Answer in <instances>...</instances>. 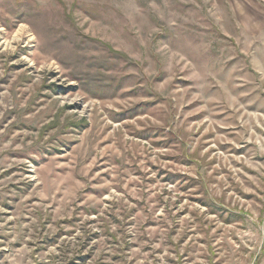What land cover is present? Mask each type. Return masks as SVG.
<instances>
[{
  "label": "rangeland",
  "instance_id": "rangeland-1",
  "mask_svg": "<svg viewBox=\"0 0 264 264\" xmlns=\"http://www.w3.org/2000/svg\"><path fill=\"white\" fill-rule=\"evenodd\" d=\"M263 2L0 0V264H264Z\"/></svg>",
  "mask_w": 264,
  "mask_h": 264
},
{
  "label": "crops",
  "instance_id": "crops-1",
  "mask_svg": "<svg viewBox=\"0 0 264 264\" xmlns=\"http://www.w3.org/2000/svg\"><path fill=\"white\" fill-rule=\"evenodd\" d=\"M264 3V2H263ZM263 28H264V25H263ZM262 28V29H263ZM262 34H264V29L260 32V33H258V35H262Z\"/></svg>",
  "mask_w": 264,
  "mask_h": 264
}]
</instances>
